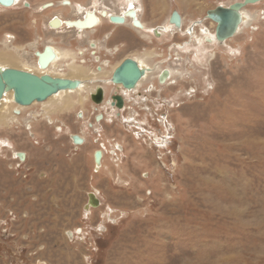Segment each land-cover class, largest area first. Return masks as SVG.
<instances>
[{
  "label": "rangeland",
  "instance_id": "1",
  "mask_svg": "<svg viewBox=\"0 0 264 264\" xmlns=\"http://www.w3.org/2000/svg\"><path fill=\"white\" fill-rule=\"evenodd\" d=\"M24 1L0 8V50L20 57L27 68L17 69L39 74L35 53L45 45L84 46L73 39L76 29H53L52 19L119 15L133 3L150 28L166 32L122 25L108 45L123 48L110 50H121L114 58L102 51L103 60L116 65L148 49L161 55L153 65L176 74L124 95L117 112L90 99L60 114L39 104L9 112L0 126V264H264V2L248 7L257 16L251 26L208 45L204 31H215L208 11L243 0H82L89 8L70 9L81 17H52L54 31L48 15ZM174 12L181 29L168 22ZM90 54L78 63L102 67ZM17 152L26 153L22 168ZM90 194L99 207H89Z\"/></svg>",
  "mask_w": 264,
  "mask_h": 264
},
{
  "label": "bare ground",
  "instance_id": "2",
  "mask_svg": "<svg viewBox=\"0 0 264 264\" xmlns=\"http://www.w3.org/2000/svg\"><path fill=\"white\" fill-rule=\"evenodd\" d=\"M12 1L13 3L10 5H6L0 2V8H12V7L17 6L20 2V0H12ZM263 2L264 0H260L259 2H256V3L247 4L240 9L242 20L239 25L238 32L234 36L239 35L243 31V29H245V27L251 26L252 22L255 21V19H257L256 14H252L250 11H248V7L258 6L262 4ZM235 3H245V0L237 1ZM62 5L65 7V9L73 8V3L70 0H62ZM26 6L31 7L30 2H25V7ZM47 6L51 7L52 4H47ZM110 14L111 13H109L107 10H101L99 14H97L96 12L88 11L83 18L77 19V20H65L64 21L60 18H54L52 19L50 25L52 26L53 29H57V30L62 29L63 27H66L67 29H76V31L79 30V33L78 32L77 33L79 35H82L83 33L94 31L109 16V19H111L112 17L122 18L124 22L123 23L117 22L116 24L125 25V26L132 24L137 32H142V31L150 32L151 34L156 35L158 37H162L163 34L166 32V27H163V26H156V27L150 28L140 18V12L137 8L134 7L133 3L129 4L127 9L119 15H110ZM178 15L180 17V21L178 20L177 16H174V14L170 15L169 21H168L169 24L172 25L173 28L175 29H181L182 25L184 24L183 17H181L180 14ZM208 19L213 22V25H215V31L213 34L210 33L208 30L204 31L207 34V37L202 39V41L203 43H206L208 45L213 44V43L216 44L217 42H219L216 37L217 23L213 21L212 19H210L209 17ZM197 24H200V22H197ZM194 31H193V28L190 29L189 34L193 36ZM229 39H226V40H229ZM90 44L93 47L97 46V43L91 40H90ZM46 47H44V49L41 52H36L38 57L36 58L35 69L37 72H39V74L37 75H45V74L51 75L50 71L52 69L66 66L69 69V73L67 75L61 74L60 77L79 80L80 86L74 90L60 91L58 94L53 95L52 97L48 98L46 101L41 102V103L35 102L30 106L18 105L14 101L13 92L12 91L6 92L1 101V105H0V113L1 112L3 113L2 115H0V126L8 125V118L12 117L11 114L9 113L11 110L13 111L14 113L13 115L15 116L17 114V113L15 114V111L17 112V111L29 109L33 105L35 106V104H39L44 107H48V110H49L48 112L50 114L65 113L67 111L73 110L76 106L85 105L86 101L90 99L91 97H95L97 101H98V98L100 97L98 102H101L100 104H102L103 103L102 98H104V95L107 93L106 90L109 89L110 86H114L115 88H117V90H120L125 95H128L133 92H136L140 87L143 86V84L147 82H148L147 88H152V90L156 89V83H157L156 79L157 80L159 79L160 82L158 84L162 85V84L169 83V81L174 76V74H176L171 69H164L160 64L153 65L155 62H152V61L155 58L160 57L161 55L155 53L152 50L146 49L143 54L128 57V58L135 60L139 64L141 69L145 71V74L138 81L135 88L125 89L123 88L122 85L114 84L111 81L113 72L116 70L117 67L121 65V63L124 60H122L121 62H117L116 65H110L107 62H103L102 67L91 69L89 66L83 65L85 62L84 60L82 61V63L81 62L78 63V58L81 55L84 56L86 53L83 49L76 51L75 49L73 50L68 47L61 48L55 45V46H48V48L52 51L53 55L52 57H49L50 61H49V58L47 59V61H49L47 67H43L41 63L39 62V59H40L39 57L41 56V54L45 52ZM24 66H25L24 63L21 62V59L17 54L9 52L8 50H0V67L1 68L3 69L16 68V67L27 68ZM165 71H168V75L162 78L163 79L162 80L161 76ZM28 72L32 73L33 71L28 70ZM154 78L156 79L154 80ZM94 80L98 81L99 84H93ZM82 92L88 93L84 97V100L82 101H80V99L75 100L72 97V95L80 94ZM13 105H15L16 107L12 108ZM74 137H76V140L79 141V143L75 145L83 146L85 144L84 139H82L79 136H74V135L72 136L73 142L75 141ZM117 149L120 150L122 148L118 146ZM16 155L17 153H15V156ZM19 156L21 157V159L24 160V157H25L24 154L19 153ZM103 158H104V154L102 153V151L96 153V164H97L98 169L102 167ZM89 198H91L92 200L94 199L95 201L98 200L95 194H90ZM98 203L100 202L98 201ZM89 207L90 208L92 207V205L90 204V199H89ZM97 207H94V208H97Z\"/></svg>",
  "mask_w": 264,
  "mask_h": 264
},
{
  "label": "water",
  "instance_id": "3",
  "mask_svg": "<svg viewBox=\"0 0 264 264\" xmlns=\"http://www.w3.org/2000/svg\"><path fill=\"white\" fill-rule=\"evenodd\" d=\"M260 0H245V3H234L230 7L217 6L215 9L209 10L207 15L210 19L217 23L216 37L219 42H223L236 35L242 17L240 9L251 3L259 2ZM1 3L10 5L12 0H0ZM174 16L180 17L178 13L174 12ZM113 23H123L124 20L119 17H112ZM52 51L46 48L45 52L41 54V65L47 67L50 58L52 57ZM49 58V61L47 59ZM145 71L141 69L139 64L128 58L121 63L119 67L112 74L111 81L114 84L122 85L125 89H133L137 85L138 81L144 76ZM168 75V71H165L161 79ZM163 80V79H162ZM80 86V81L76 79L53 77L49 74L37 75L25 70L17 68H1L0 67V105L6 92L12 91L14 94V101L18 105L30 106L35 102L41 103L60 91L74 90ZM100 98V97H99ZM98 98V101H99ZM95 103L98 102L95 97H92ZM120 101L119 107L123 106V101ZM75 139V144L79 141ZM22 156V155H21ZM90 204L92 207H97L100 204L98 200H92L90 198Z\"/></svg>",
  "mask_w": 264,
  "mask_h": 264
},
{
  "label": "flooded vegetation",
  "instance_id": "4",
  "mask_svg": "<svg viewBox=\"0 0 264 264\" xmlns=\"http://www.w3.org/2000/svg\"><path fill=\"white\" fill-rule=\"evenodd\" d=\"M29 1V0H28ZM72 1V3H74V4H80V5H82V6H84V7H86V8H89L88 6H86V4H85V2L84 1H82V0H71ZM48 2H52L51 4H52V6L51 7H49L48 6V11H46L47 9H45V8H43V6L42 5H46V3L48 4ZM30 4L32 5L30 8H28V9H32V10H34L37 14H43V15H48L47 17H48V23H47V26H48V29L50 30V31H54V30H52V28L49 26V22H50V20L52 19V17H54L55 15H57V16H60V17H62L63 19H76V18H79V17H81V15H77L76 13H73L72 11H70V9H72V8H70V9H65V7L62 5V0H41L40 2H34V0H30ZM23 7H25L24 5H25V1L21 4ZM100 8H105V7H103V6H99ZM92 9H96L95 7H91ZM106 9H108V8H106ZM110 10V9H109ZM44 11H46V12H44ZM122 25H119V24H116V23H113L112 21H111V19H109V17L107 18V19H105L97 28H100V29H104V28H109V31L108 32H106L102 37H105L107 34H111V37H109L108 38V43L109 42H112V40L113 39H115V37H117V30L119 29V27H121ZM130 26L133 28V29H135L134 28V26L132 25V24H130ZM96 28V29H97ZM68 32H71V30H69ZM67 32V33H68ZM77 32L79 33V30H77ZM78 33H74V37H73V39L76 41H78V42H82V44L84 45V46H82L81 48H79V49H77V51H79V50H81V49H83V50H85V55L84 56H90L91 54L90 53H92V52H94V56H91L92 57V60H90V61H92V62H95V63H97V64H101L102 62H105V61H107V60H103V58H102V56H101V54H102V51H106L107 52V54H109V55H112L113 56V58H114V56H117L118 55V53L121 51H118V52H115V53H112V52H110V50H113L114 48H116V47H120L121 49L123 48V46H124V44L123 43H120L119 44V42H117V44H115V45H113L112 47H110V48H108V49H106V50H103L102 49V47H101V45H100V43H101V39L99 40V41H96V40H92V39H89L88 38V33H91V32H87V33H85V34H83V35H78ZM76 38V39H75ZM89 40H91V41H96V43H97V46H95V47H93L90 43H89ZM45 46H47V45H45ZM44 46V47H45ZM43 47V48H44ZM46 48H48V46L46 47ZM43 50V49H42ZM41 50V51H42ZM90 54V55H89ZM35 56H36V58L38 57L37 56V53H35ZM82 56V55H81ZM83 56V57H84ZM132 56H134V55H132ZM96 57L97 58H99L98 60L96 59ZM127 57V56H126ZM128 57H130V56H128ZM128 57L127 58H122V60H126V59H128ZM40 59H39V62L41 61V57H39ZM110 63H111V61L110 60H108ZM87 62V61H86ZM86 62H84V63H86ZM156 78H154V80H155ZM156 82L157 83H159L160 81H159V79L157 80L156 79ZM161 85V84H160ZM124 88V87H123ZM124 93L122 92V91H120V90H117V88L115 89V91H113V94L112 95H110L109 97H107V98H105V96L106 95H104V98H102L103 99V103L100 105V107H102V106H104V107H106V105L108 106V107H110V108H112V110H116V112H117V110L120 108L119 107V105H120V101H119V99L118 98H123L122 99V101H123V106L122 107H124V104H125V98H124ZM129 96V95H128ZM116 99V100H115ZM91 100H93L92 99V97L90 98V101ZM100 116V115H99ZM101 118L102 117H104V115H101L100 116ZM1 139V138H0ZM19 153H21V154H24L25 155V157H24V160L23 159H21L20 157H19ZM14 158H16V160H17V168H22V165L23 166H25L24 164L27 162V158H26V153H22V152H17V155L15 156V154H14V156H13Z\"/></svg>",
  "mask_w": 264,
  "mask_h": 264
},
{
  "label": "crops",
  "instance_id": "5",
  "mask_svg": "<svg viewBox=\"0 0 264 264\" xmlns=\"http://www.w3.org/2000/svg\"><path fill=\"white\" fill-rule=\"evenodd\" d=\"M110 37H111V36H110ZM108 44H109V43H108L107 40H105V37H101V43H100V45H101V47H102L103 50H106V49L109 48V45H108ZM63 46H64V47H68V48L73 49V47L70 46L69 44H63Z\"/></svg>",
  "mask_w": 264,
  "mask_h": 264
}]
</instances>
